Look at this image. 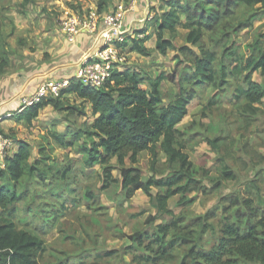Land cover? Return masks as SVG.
<instances>
[{
  "label": "rangeland",
  "instance_id": "1",
  "mask_svg": "<svg viewBox=\"0 0 264 264\" xmlns=\"http://www.w3.org/2000/svg\"><path fill=\"white\" fill-rule=\"evenodd\" d=\"M130 1L32 0L23 9L20 8L23 0H0V46H3L10 60L1 78L7 77L8 71L14 68H17L14 72L19 73L17 70L25 64L27 56L20 51L23 49L20 48L19 37L27 41L24 38L26 35L38 33L40 25L48 29L52 22L60 29L66 12L87 15L89 11L99 9L101 13H110ZM259 8L257 6L251 10L237 7L236 16L226 22L225 31L207 35L204 39L205 46L216 51L219 56L214 65L218 85L193 87L195 97L189 105V114L177 127L182 132L192 129L199 133L197 138L190 141V150L186 153L195 165L196 177L202 182L203 188L188 196L194 201L192 204L181 205L180 196L172 198L169 208L174 216L159 215L151 198L142 190L137 191L129 201L124 200L118 188L105 190L104 172L99 165L87 168L78 146L61 147L51 139L49 134L57 132L67 135L69 141L76 143L75 133L93 124L89 104L74 95L67 96V104L78 108L84 115L56 111L49 106L29 126L18 120L17 111L22 107L19 103L22 102L20 92L7 91L5 87L6 91L0 96V109H3L4 104L9 103V106L0 111V116H9L4 119L8 120L5 124L0 121V126L11 144L6 155L0 158V168L5 167L7 158L14 156L12 151L18 152L20 142H27L31 146L30 164L40 159L42 147L46 148L52 159V171L48 179L38 182L32 180L27 184L26 192L23 187L18 189L19 194L24 192L19 201L6 209L0 206V218L16 221L20 229L46 242V251L39 259L40 264H182L193 247L210 249L221 237L224 216L234 212H226L232 197L250 196L257 204H264V98L261 103L249 106L237 92L239 88H246L244 77L249 72L233 73L235 67L244 66L264 49V42L260 39V35L264 34V10ZM151 10H155V17L160 14L157 8ZM250 15L254 16L250 28L240 31L233 29L236 22ZM132 30L124 33L125 41L137 37ZM180 33L185 35L187 31L180 30ZM153 36L155 30L151 32V38ZM93 37L97 44L100 34ZM77 43L67 42L69 47ZM175 43L178 47L186 45L181 37ZM146 46L154 51L150 57L130 52L129 47L123 48L120 55L124 60L117 66L122 71H140L149 80L176 70L179 74L191 72V64L179 50H169L166 55H162L157 50L156 38L154 41L150 39ZM188 46L199 53L197 48ZM26 49L34 51L31 44ZM226 54L228 58L224 56ZM223 65L227 68L224 79ZM251 76L253 81L264 85L261 70L253 72ZM45 77L37 75L34 79ZM149 80L144 83V89H149ZM161 89L163 103L168 105L177 95V87L170 81H163ZM211 141L215 144L211 145ZM85 143L91 144L83 136L79 144ZM111 164L115 167L113 177L121 181L117 159H113ZM126 167H132L129 160L126 161ZM225 167L234 173L236 180L223 179ZM136 168L142 172L144 181L149 177L165 178L172 173L165 154L160 157L156 174L151 171L147 152L141 154ZM3 185L10 189L13 187L8 178L0 180V187ZM159 192L156 188L152 190L154 196ZM87 193H91L93 199L87 198ZM46 217H55L52 227L42 222ZM174 221L176 226L170 229L167 241H173L175 245L163 255L155 243L158 227Z\"/></svg>",
  "mask_w": 264,
  "mask_h": 264
},
{
  "label": "trees",
  "instance_id": "2",
  "mask_svg": "<svg viewBox=\"0 0 264 264\" xmlns=\"http://www.w3.org/2000/svg\"><path fill=\"white\" fill-rule=\"evenodd\" d=\"M20 8H26L32 0H23ZM169 11L157 15L152 23L155 27L157 50L166 55L169 50H179L182 56L191 64V72L179 74L178 70L171 74H162L153 80L135 70H116L111 79L100 89L84 86L72 79L68 88L64 89L59 98H45L40 103L30 106L18 114V120L31 126L46 107L56 111H67L71 114L84 115L78 108L67 104V96L74 95L77 99L91 106L93 124L75 133L76 143L69 141L67 135L50 133L49 136L61 147L76 148L84 157V165L94 168L99 165L104 172V189L118 188L129 201L137 191H144L151 198V203L159 215L174 216L169 208L170 201L180 196V204H192L189 195L202 190L203 185L197 179L195 165L186 151L190 150L189 143L197 138L199 133L190 129L186 132L177 127L189 114V105L194 99L195 86L218 85V75L215 62L219 56L216 51L204 44L207 35L225 31L226 22L236 16V8L242 5L251 10H264V0H168ZM254 16L236 22L237 31L250 28ZM180 30L187 31L182 35ZM142 31L144 37H130L119 43L126 48L132 44L133 52L142 57H150L153 50L146 46L150 36ZM183 38L185 46L178 47L177 38ZM264 42V34L260 35ZM2 42V41H1ZM188 45L199 50L197 54ZM258 45V43H257ZM228 58L227 54L224 55ZM10 60L7 52L0 46V78L9 67ZM183 65V63H179ZM186 67L184 68V70ZM261 70L264 75V49L250 59L244 66L238 65L233 73L249 72L244 77L246 88L238 89L240 97L249 106L261 103L264 98V85L253 81L251 74ZM227 68L222 67V79L227 76ZM149 80V89H144V83ZM163 81H170L177 87V95L164 105L161 89ZM213 104V103H211ZM0 133L4 134L0 126ZM5 135V134H4ZM83 136L90 145L79 144ZM211 145L215 142L211 141ZM150 157L151 171L157 173L160 157L165 154L167 165L172 173L165 178L149 177L143 180L142 172L136 168L142 153ZM32 153L27 142H20L18 152L5 160V167L0 168V180L8 178L13 187H0V206L6 209L10 204L19 201L27 190V184L34 180L45 181L52 171L51 157L45 147L40 149V159L30 164ZM117 159L121 170V181L115 179L111 164ZM129 160L132 167H126ZM225 181L236 180L232 171L226 167L222 172ZM24 192L18 193L19 188ZM160 192L155 196L152 190ZM87 198L93 199L91 193ZM232 214L225 215L221 237L210 248L193 247L182 264H264V204L259 205L250 196H235L230 199ZM55 217L42 220L45 226L52 227ZM176 220V219H175ZM176 222L158 227L159 234L155 243L163 255L167 254L175 243L167 241V236ZM46 231V230H45ZM46 251V242L31 232L20 229L17 222L0 218V264H40L39 259Z\"/></svg>",
  "mask_w": 264,
  "mask_h": 264
},
{
  "label": "crops",
  "instance_id": "3",
  "mask_svg": "<svg viewBox=\"0 0 264 264\" xmlns=\"http://www.w3.org/2000/svg\"><path fill=\"white\" fill-rule=\"evenodd\" d=\"M162 1L164 2L161 3V0H131L129 4L118 7H126L128 9L125 22L127 31L133 29L132 31H135L134 34L138 35V37H144V35H141V32L147 31L146 35L150 36L151 41H154L156 35L151 38V32L155 30V26L152 25V27L148 29V26L152 23L151 20H153L156 15L155 10L151 9L157 8L160 14L168 12L169 7L166 4L168 0ZM242 7L249 8L245 5H242ZM40 30L33 36L26 35L24 38H26L27 41H23L21 37L18 38L21 45L20 48L23 49L20 51L27 56L25 58V64H22V68L17 70L19 73L14 72V69L17 68H14L12 71L7 70V77L4 76L0 79V96L6 91L4 90L5 87L7 91L12 90L14 93L20 92V98H23L33 94L45 82L54 79H71L80 63L84 59L92 57L99 48V40L96 44L93 36L79 37L77 39L78 43L69 47L65 37L54 22H52V26L48 29L40 25ZM29 44L33 46V52L26 49ZM131 47L132 46L129 47L130 52H133ZM47 55L49 56L48 58L45 57ZM20 60L22 63L21 58ZM37 75H45L46 77L40 79H36L38 78L36 77L34 79ZM19 103L21 104V102ZM8 106L9 103L4 104L2 108L5 109V107ZM3 109H0V111ZM6 122H8V120H3L1 123L5 124Z\"/></svg>",
  "mask_w": 264,
  "mask_h": 264
},
{
  "label": "built area",
  "instance_id": "4",
  "mask_svg": "<svg viewBox=\"0 0 264 264\" xmlns=\"http://www.w3.org/2000/svg\"><path fill=\"white\" fill-rule=\"evenodd\" d=\"M127 13L126 7L118 8L117 11L110 13H101L99 9L91 10L87 15H76L72 12L67 14L66 12L60 24V31L67 42L73 44L79 37L93 36L99 33V48L92 57H88L80 63L71 79L45 82L33 94L23 97L22 107L19 108L18 113L40 103L42 99L59 98L61 92L69 87L72 79L84 86L100 89L111 79L114 71H122L117 64L119 65V62L124 60L120 55L123 48L118 44L125 41ZM8 116L3 118L0 116V121L7 119ZM10 144V140L0 133V158L6 155ZM12 153L16 154L14 151Z\"/></svg>",
  "mask_w": 264,
  "mask_h": 264
}]
</instances>
